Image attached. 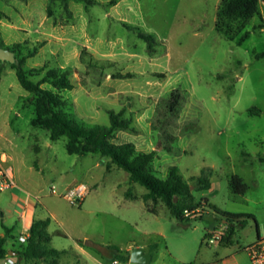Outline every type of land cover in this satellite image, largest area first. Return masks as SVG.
Masks as SVG:
<instances>
[{
  "label": "rangeland",
  "instance_id": "374dc122",
  "mask_svg": "<svg viewBox=\"0 0 264 264\" xmlns=\"http://www.w3.org/2000/svg\"><path fill=\"white\" fill-rule=\"evenodd\" d=\"M109 1L68 0L65 10L59 0H0V38L11 49L21 43L14 54L25 57L33 80L50 68L68 70L72 88L40 85L57 92L79 124H108V110L121 112L129 127L116 129L110 141L154 150L149 168L158 177L177 165L202 216L178 219L159 198L145 201L146 188L123 168H107L99 153H68L66 135L51 140L48 129L31 123L34 95L0 59V150L15 180L41 199L33 217L50 218V245L65 249L59 264H251L244 247L257 229L264 232V55H257L264 52V0L232 38L215 26L220 0ZM232 173L244 176V194L230 190ZM199 175L210 180L209 188L199 189ZM81 182L87 192L71 203L65 189ZM4 206L0 202V235L13 223L5 244L17 249L26 229ZM217 210L255 219L234 221L229 241L210 242L207 232L223 224ZM75 241L100 252V262L74 249ZM141 244L151 254L143 262L113 261L108 247L126 255Z\"/></svg>",
  "mask_w": 264,
  "mask_h": 264
},
{
  "label": "trees",
  "instance_id": "16d2710c",
  "mask_svg": "<svg viewBox=\"0 0 264 264\" xmlns=\"http://www.w3.org/2000/svg\"><path fill=\"white\" fill-rule=\"evenodd\" d=\"M65 10H68V0H59ZM86 3H94L95 0H84ZM116 0H110L109 3H114ZM259 0H220L215 19L217 30L232 38L233 35L240 32L244 24L258 11ZM50 13L51 10L48 9ZM238 21L239 24L234 27L233 22ZM127 26H131L125 22ZM132 28L139 29L136 26ZM139 35L147 40L149 44L154 41L152 33L139 30ZM248 36L246 31L239 39V42ZM0 45L4 46L0 38ZM17 47L21 48V43H15L11 49L16 53ZM15 55V54H14ZM264 55V52L257 54ZM25 57L15 56L14 61L10 62L14 68L16 77L21 86L34 95V117L31 120L32 125L48 129L49 138L57 139L61 135H66L65 144L68 153L86 154L89 152L99 153L105 160L107 168L115 164L129 174V180L137 182L146 188L143 193V199L146 201L149 198H159L163 205L178 219L188 218L190 216L183 215L184 208L197 207L199 201H195L194 195L190 188V184L182 178L177 165H172L165 178L158 177L149 168L150 161L154 155V150L148 152H137L131 142L114 143L110 141V137L118 128L129 127V120L121 118V112L108 110V124H94L84 126L73 120L62 109L65 104L64 99L52 89L42 87L43 82L50 83L53 87L72 88L73 83L68 77L67 69H47L38 80H33L29 77L27 70L24 67ZM43 70L40 68L39 71ZM177 97L173 98L171 106L176 102ZM250 112L256 113L261 110L258 108H250ZM200 184L199 189H207L210 187L208 178L198 177ZM228 186L235 194H244L249 185L237 173H232L228 178ZM175 197L177 198L175 200ZM148 210L155 212L147 207ZM216 210V208H214ZM217 213L226 220V229L223 234V239L230 240V235L233 231L234 221H240L242 217L254 218V215L249 212H229L219 211ZM198 216H202V211ZM50 222L49 217L33 218L28 227V235L25 241L17 249L14 264H26L28 260L42 259L44 264H58L59 256L65 249L54 248L50 245V233L47 229ZM6 234H9L10 229L5 228ZM6 234L0 235V258L7 255ZM208 234H206L207 236ZM223 241V240H222ZM93 247V246H91ZM113 254V260L117 257L129 259V253L126 255L119 253V248L114 245H108ZM20 257V258H19Z\"/></svg>",
  "mask_w": 264,
  "mask_h": 264
},
{
  "label": "built area",
  "instance_id": "2783aa9c",
  "mask_svg": "<svg viewBox=\"0 0 264 264\" xmlns=\"http://www.w3.org/2000/svg\"><path fill=\"white\" fill-rule=\"evenodd\" d=\"M15 184L13 178V172L11 165L7 164V155L4 151L0 150V192L5 191ZM51 193H57L55 186L52 185L50 188ZM87 192V186L84 183H77L73 186H69L65 189V196L69 199L71 203L79 204L83 199L85 193ZM199 207L195 208H184L183 215H199L201 213ZM225 232L224 229H214L209 233L207 237L210 242H219ZM28 233H21L18 235V240L20 242L25 241ZM251 264H264V235L258 236L252 242L248 243L244 247ZM116 261V260H114ZM15 258L7 254L3 258L2 264H14Z\"/></svg>",
  "mask_w": 264,
  "mask_h": 264
},
{
  "label": "crops",
  "instance_id": "0c3cea01",
  "mask_svg": "<svg viewBox=\"0 0 264 264\" xmlns=\"http://www.w3.org/2000/svg\"><path fill=\"white\" fill-rule=\"evenodd\" d=\"M242 177L244 178V176H242ZM13 178H14V175H13ZM14 181H15V184L12 187H10L9 189H7L5 191L0 192V202H1V205H5L4 209H6L8 211L9 216L13 217L15 222L20 223L21 226L26 229L25 233H28L27 230H28L29 224H30L31 220L34 218L33 214H34V209H35L36 203L41 202V199L38 198L36 193H33L30 189H28L24 183L15 180V178H14ZM43 205H44V207H46V209H47L48 213L51 215V217L55 218L56 214L50 208V206L48 204H45V203H43ZM222 222H223V224H221L218 228H213L212 230L224 229L227 226L226 220L223 219ZM13 227H14L13 223L10 224L9 222L5 226V228L10 229L9 234L11 233V230L13 229ZM212 230H209L207 232V234H208L207 237L209 236V233ZM263 233L264 232H261V229H259V230L257 229L256 230V238L258 236L262 235ZM19 234H21V233H19ZM220 242H222V241H219V243ZM223 242H225V241H223ZM136 246H139V245H136ZM140 246H142L145 249V251H148L144 245L141 244ZM73 248L76 249L79 253L87 254L88 256H91V257H93V259L98 260L100 262V257H101L100 252L92 250L88 246H86L82 243L76 242V241L74 242ZM130 249H132V248H127L126 250L129 251ZM9 250H11V249H9ZM58 264H59V262H58Z\"/></svg>",
  "mask_w": 264,
  "mask_h": 264
},
{
  "label": "water",
  "instance_id": "95a60500",
  "mask_svg": "<svg viewBox=\"0 0 264 264\" xmlns=\"http://www.w3.org/2000/svg\"><path fill=\"white\" fill-rule=\"evenodd\" d=\"M0 59L8 60L10 62L14 61L15 59L14 51L7 47H3L0 45ZM7 254L17 255V252L14 250H8ZM150 256L151 254L148 251H145V249L142 246L133 247L129 253V259L131 261L143 262V261L148 260Z\"/></svg>",
  "mask_w": 264,
  "mask_h": 264
}]
</instances>
